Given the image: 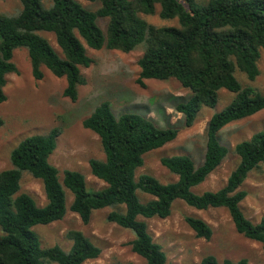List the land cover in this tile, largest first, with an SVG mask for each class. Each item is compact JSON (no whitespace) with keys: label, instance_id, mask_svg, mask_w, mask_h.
<instances>
[{"label":"trees","instance_id":"1","mask_svg":"<svg viewBox=\"0 0 264 264\" xmlns=\"http://www.w3.org/2000/svg\"><path fill=\"white\" fill-rule=\"evenodd\" d=\"M16 13L0 12V103L6 101L7 75L18 72L14 50H28L32 72L42 79L46 66L56 76L65 77L64 95L77 100L79 86L87 79L82 68L94 59L86 46L106 47L124 52L144 44L139 59L137 82L145 79H177L190 92L175 106L183 113L186 126H192L204 108H214L221 89L233 93L231 102L211 115L207 128L204 159L196 165L187 154L163 156L161 163L177 176L163 182L156 176L138 171L144 155L175 140V126L161 127L137 112L116 115L108 100L101 102L84 118L83 126L100 138L104 159L91 158L94 176L105 182L101 189H89L86 176L77 170L59 169L50 162L57 147L59 129L33 134L23 139L10 154L12 167L0 169V264H84L102 252L83 231L71 229L66 237L69 250L59 244L43 247L32 230L37 224H49L64 218L68 211L67 190L73 195L69 209L89 223L94 210L118 206L107 219L131 230L135 237L132 250L145 264H173L163 246L156 242L146 219L166 218L174 201L180 199L196 209H227L236 230L261 243L264 257V216L258 222L248 218L241 202L248 195L242 185L252 170L264 166V130L237 142L233 151L239 163L219 189L196 192L228 155L229 148L218 133L226 125L264 109V93L252 84L243 85L236 76L245 73L249 81L260 74L259 61L264 50V0H101L92 11L80 0H20ZM160 6L163 19H177L178 25L157 26L141 16L154 14ZM108 18L106 32L98 17ZM52 33L59 51L44 35ZM4 119L0 117V126ZM24 172L42 180L46 203L21 191ZM138 191L148 199H142ZM185 221L197 237L210 240L212 225L205 219L186 215ZM194 264H251L247 257L219 259L208 254Z\"/></svg>","mask_w":264,"mask_h":264},{"label":"rangeland","instance_id":"2","mask_svg":"<svg viewBox=\"0 0 264 264\" xmlns=\"http://www.w3.org/2000/svg\"><path fill=\"white\" fill-rule=\"evenodd\" d=\"M80 1L92 11L101 6V0ZM197 1L207 3V0ZM43 3L49 6L51 0H43ZM20 8V0H0V12L16 13ZM159 13L160 6L157 5L154 14L142 13L141 16L157 26L178 25L177 19H163ZM98 24L106 32L108 18L98 17ZM44 35L59 51L54 35L46 32ZM86 48L94 63L82 68L87 82L79 86L77 100L64 95L67 85L65 77H58L42 66L44 76L36 79L28 50L25 47L14 50L13 61L18 72L7 75L4 87L7 99L0 103V117L4 119V124L0 126V169L12 167L11 151L27 136L48 133L57 127V147L50 156V162L59 169L60 180H63L64 169H73L86 176L89 189L103 188L105 182L92 174L89 160L93 157L104 159L105 154L99 136L85 128L83 120L105 100L110 101L117 116L125 112H137L151 118L161 127L175 126L180 130L175 140L144 155V165L140 167L139 173H150L163 182L176 180L177 176L161 163L163 156L174 154H187L197 166L200 165L206 151L209 119L231 102L233 93L221 89L216 106L204 108L196 122L186 126L183 113L177 111L175 106L185 100L190 92L177 79L150 78L145 79V85L137 82L140 72L138 62L144 52L143 43L130 52L105 46L100 49ZM259 67L260 74L254 81H249L241 71H237L236 76L243 85L252 84L264 93V50ZM258 130H264V109L223 127L218 137L229 148V153L194 190L203 192L221 188L239 163V157L233 151L235 144ZM242 188L247 190L248 195L241 202V208L248 218L258 222L264 216V166L252 170ZM21 191L32 195L39 205L47 201L42 180L28 172H24L21 178ZM138 195L143 200L148 199L140 191ZM72 198L73 195L67 190L68 211L64 218L32 227L43 247L59 244L69 250L72 242L67 239L66 233L78 229L102 249L98 258L87 260L84 264H145V259L132 250L130 242L135 237L134 233L107 219L108 213L119 209L118 206L94 210L90 222L84 223L78 214L69 209ZM186 215L199 216L209 222L214 230L212 238L206 240L197 237L185 221ZM146 221L154 240L163 246L168 261L173 264L198 263L208 254H214L220 260L247 257L251 264H264L261 243L239 233L224 207L200 210L177 199L170 216L149 218Z\"/></svg>","mask_w":264,"mask_h":264}]
</instances>
